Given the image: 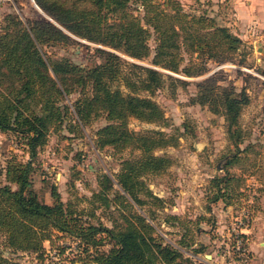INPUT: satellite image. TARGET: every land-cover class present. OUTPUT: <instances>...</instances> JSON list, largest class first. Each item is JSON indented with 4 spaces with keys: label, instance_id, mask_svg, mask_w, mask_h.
<instances>
[{
    "label": "trees",
    "instance_id": "1",
    "mask_svg": "<svg viewBox=\"0 0 264 264\" xmlns=\"http://www.w3.org/2000/svg\"><path fill=\"white\" fill-rule=\"evenodd\" d=\"M34 1L60 26L49 19L22 20L12 12L3 16L4 23L0 25V130L20 132L26 138L30 156L24 161L12 156L2 169L0 232L6 244L14 249L38 251L43 241L50 242L51 235L58 231L77 237L84 251L104 238L110 239L112 246L108 250L96 251L92 256L96 264H186L179 260V249L165 241L153 223L156 209H163L166 200L142 178L160 173L169 165V158L154 150L172 144V137L159 128L132 130L128 119L165 125L167 117L161 105L139 91L154 93L167 85L173 92L188 80L129 61L103 47L95 48L101 60L91 66L78 65L66 57L52 58L43 47L70 44L74 34L141 59L151 54L152 37V64L193 76L207 71L209 60H232L233 53L241 50V38L205 13L183 10L176 0H167L166 6L153 0ZM133 4L142 7V15L132 12ZM218 79L209 75L196 81L192 102L207 104L210 110L220 112L228 138L237 147L244 139L239 117L249 95L245 87L220 84ZM72 93L78 94L72 102L76 124L87 125L101 115L105 118L95 132L97 147L139 150L137 155L122 160L114 179L106 173L98 176L99 188L87 197V217H83L85 209L61 199L56 184L50 189L53 200H41L31 175L33 156L37 146L44 143L46 132L72 114L66 100ZM250 146L241 150L247 151ZM236 153L237 150L221 165L225 173L210 179L215 189L209 201L233 203L231 180L233 176L242 179L230 175L228 169ZM114 184L118 188L110 196ZM111 203L117 211L111 215V225L90 220L95 217L94 208H109ZM144 204L148 207L144 208ZM171 218L177 215L165 214L164 221ZM0 264L21 263L0 255Z\"/></svg>",
    "mask_w": 264,
    "mask_h": 264
},
{
    "label": "rangeland",
    "instance_id": "2",
    "mask_svg": "<svg viewBox=\"0 0 264 264\" xmlns=\"http://www.w3.org/2000/svg\"><path fill=\"white\" fill-rule=\"evenodd\" d=\"M176 1L187 12L205 13L213 17L217 24L226 25L241 38V50L233 53L232 60L219 63L209 60L206 62L207 71L187 76L150 62L155 45L152 37L149 39L151 54L141 59L74 34H71L74 41L70 44L44 46L43 49L52 58L66 57L78 65L91 66L101 60L95 48L103 47L129 61L153 66L188 80L185 85L178 84L173 92L167 85L154 93L139 91L161 105L167 117L165 125L159 126L135 117L128 119V127L132 130L159 128L172 137V144L154 150V153L168 157L169 165L160 173L142 176L152 191L166 200L163 209H156L153 223L163 239L179 249V260L186 264H248L253 257L249 243L256 236L257 227L252 220L258 200L254 190L264 187V16L260 15L258 21L243 24L234 13L232 0ZM153 2L166 6L167 0ZM132 7L135 15H142L140 5L133 4ZM8 12L22 20H51L34 0H0V25ZM184 56L186 62L187 54L184 53ZM209 75L220 78V84L233 83L237 89L245 87L249 95V102L243 106L239 117L244 136L243 142L237 146L239 148L228 138L220 112L210 110L207 104L192 102L196 81ZM77 96V93L68 95L66 100L71 105L72 114L68 113L58 126L50 128L44 143L37 146L31 175L33 187L41 200H53L50 189L52 184H56L61 199L73 202L77 209H85L83 217H87L86 213L90 210L87 197L99 188L98 176L106 173L114 179L122 160L137 155L139 150L126 148L116 151L109 145L97 147L95 132L106 122L105 118L101 115L87 125L76 124L72 102ZM248 144L250 149L241 150ZM236 150L235 159L228 169L230 175L242 179L233 176L231 180L232 208L223 206L224 202L220 199L209 201L208 197L215 189L210 179L225 173L221 165ZM0 151L6 157L4 160L15 156L24 161L30 157L26 138L11 129L0 130ZM252 161L254 163L249 165ZM1 165L0 162V175L5 163ZM251 174H257L260 183L252 184L255 181L250 180ZM0 180L2 182L4 178L0 176ZM117 188L114 184L109 195ZM140 195L145 197L143 193ZM147 207L148 204H144V208ZM94 213L95 217L90 219L93 223L101 221L111 225V215H116L117 211L115 204L111 203L109 208H94ZM165 214H175L177 218L164 221ZM246 228L254 230L246 231ZM51 239V243L43 241L42 250L14 249L6 244L0 232V255L21 264H96L91 259L94 253L106 251L112 246V241L104 238L84 251L77 237L58 231L51 235Z\"/></svg>",
    "mask_w": 264,
    "mask_h": 264
},
{
    "label": "crops",
    "instance_id": "3",
    "mask_svg": "<svg viewBox=\"0 0 264 264\" xmlns=\"http://www.w3.org/2000/svg\"><path fill=\"white\" fill-rule=\"evenodd\" d=\"M232 4L234 5V13L240 23L245 24L258 21L260 15L264 16V0H232ZM5 158V155L0 151V162L2 165L5 163ZM253 163L254 162L252 161L249 165ZM0 176L4 178V173L1 172ZM250 176V180L255 181L252 182V184L259 182L260 177H258L257 174H251ZM60 178L61 177H59V179ZM262 178L264 179V177ZM254 191L258 195L256 196V199L258 200L256 205L257 210L252 216V220L254 221V224H257V227L255 231L256 236L252 237L249 243V250L253 257L250 258L248 264H264V187H256ZM223 206L232 207L231 204H223ZM260 222L262 223V226H258L260 225ZM247 230H254V228H246V231Z\"/></svg>",
    "mask_w": 264,
    "mask_h": 264
},
{
    "label": "water",
    "instance_id": "4",
    "mask_svg": "<svg viewBox=\"0 0 264 264\" xmlns=\"http://www.w3.org/2000/svg\"><path fill=\"white\" fill-rule=\"evenodd\" d=\"M51 20H53L52 18H50ZM56 22V21H55ZM57 23V22H56ZM208 256H210V255H208Z\"/></svg>",
    "mask_w": 264,
    "mask_h": 264
}]
</instances>
